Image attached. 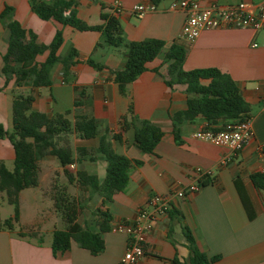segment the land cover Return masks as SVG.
Segmentation results:
<instances>
[{"label": "crops", "instance_id": "1", "mask_svg": "<svg viewBox=\"0 0 264 264\" xmlns=\"http://www.w3.org/2000/svg\"><path fill=\"white\" fill-rule=\"evenodd\" d=\"M110 1L74 0L70 8L86 23L94 25L102 21V12H111ZM121 1L130 7L134 3L152 0ZM169 1L162 0L156 4V10L139 16L129 11L116 15L125 37L129 40L148 37L176 40L186 49L184 69L215 66L228 72L249 103L252 136L240 149L231 151L225 145L192 135L194 130L208 123L198 116L183 121L176 138L170 114L185 105L187 95L183 84L169 86L154 70V67H159L164 71L162 63L152 59L148 69L129 82L125 93H121L113 80L112 69L124 66L123 46L107 44L100 30H80L54 18L43 19L32 10L30 0H0V12L5 5L12 7L10 17L33 31L38 41H50L55 31L60 29L63 42L58 52L65 53L70 45L78 51L76 63L72 66L74 82L63 80L60 63H55L50 69L49 86L20 87L15 85L13 78L4 85L5 77L0 72V122L4 127L9 129L12 126L13 93L19 89L31 90L35 96V110L50 113L72 109L71 118L75 114L94 116L99 121L100 134L120 135L119 140H112L116 152L141 160L129 168L125 187L115 192L111 201L102 204L97 194L85 188L81 190L87 201L80 202L79 216H85L81 220L78 216L79 223L86 221L87 217L95 220L96 215L92 211L97 209L107 210L111 215L110 229L102 233L104 249L101 252L93 254L72 240L67 250L54 253L52 235L51 238H45L43 234L39 237L41 230L34 228L38 222H33L30 227L38 231V236H19L16 231L20 228L15 225L12 230L0 226V264H118L126 248L127 235L112 230L111 226L124 219H133L137 209L146 204L151 194L166 193L194 181H200L199 189L174 198L168 210L157 217L146 235L145 253L137 264H180L179 261H188L191 252L183 232L184 225L191 229L201 250L208 255H219L213 264H264V189L257 187L250 177L264 165V154L260 150V145L264 144V28H208L189 42L180 37L185 13L181 9H167ZM198 1L207 5L214 1L227 3L235 0ZM7 37L8 28L0 19V67ZM46 53L39 54L37 59L43 60ZM89 58L103 66L94 67L88 63ZM76 101L79 104L75 105ZM130 105L138 116L159 124L163 130L152 153L144 152L134 143L132 128L122 130L120 127V118ZM69 137L74 148L86 147L89 153L71 163L70 169H81L96 174L99 180L103 179L106 162L99 154H95L94 159L90 158L95 153L98 136L87 141L72 133ZM227 155V161L222 163V158ZM13 158L14 150L9 140L0 138V159L9 168L8 163L13 164ZM196 167H200L203 174H198ZM59 171L61 166L54 155L43 156L39 160V185H47L53 174ZM76 189L79 188L76 186ZM25 190L20 191V202L24 199ZM31 192L36 199L38 193ZM3 202L5 199L0 193V225L13 213L5 216L7 209Z\"/></svg>", "mask_w": 264, "mask_h": 264}, {"label": "trees", "instance_id": "2", "mask_svg": "<svg viewBox=\"0 0 264 264\" xmlns=\"http://www.w3.org/2000/svg\"><path fill=\"white\" fill-rule=\"evenodd\" d=\"M158 4L162 0H152ZM72 0H30L32 10L41 18H54L77 29H96L102 31L107 44L125 48V63L120 69H112L113 80L121 93H125L126 85L133 81L141 72L148 69L149 62L158 54L163 55L164 71L154 67L166 84L173 86L183 84L187 95L185 105L173 111L170 118L173 133L177 138L179 125L185 120H193L198 116L205 118L207 124H225L226 121L242 120L250 117L249 103L240 93L236 80L226 71L215 66L184 69L183 61L186 56L185 47L176 40L148 37L139 40H129L111 12H102V21L98 24H88L79 18L70 8ZM70 8L67 12L66 8ZM12 7L5 5L0 12V19L8 28L7 47L2 54L0 72L4 75V85L11 78L16 86H49L51 84L50 69L55 63H60L64 81L74 82L75 74L72 66L76 63L78 51L70 45L68 50L58 52L63 42L62 31L57 29L48 42L37 40L36 34L24 27L18 20L10 17ZM47 52L43 60L37 56ZM88 63L96 68L103 64L89 58ZM2 87L0 86V89ZM35 96L31 90H16L11 102V129L0 122V138L6 137L13 150V166L8 168L0 159V193L12 204L13 213L3 219L1 226L12 230L20 219V191L24 188L40 184L39 160L47 155H54L61 166V171L55 172L52 179L44 187V192L53 201L54 210L65 221L64 228H55L52 233L51 247L54 253H61L70 247L72 240L96 254L104 249L102 233L110 229L111 215L107 210L92 211L96 219L79 223L80 199L76 193L69 191L67 184L58 182L59 175L64 174L68 182L80 190L87 189L90 193L101 197L102 204L112 200L113 194L122 190L129 177V168L139 164L140 159H132L125 154L115 151L112 140H119L120 135L99 133L97 118L86 114H75L70 117L72 109L64 111L43 112L33 108ZM79 104L78 101L75 105ZM122 130L133 129V141L144 152L152 153L163 135L159 124L138 116L130 105L127 113L120 118ZM81 139H91L98 136V144L94 154H99L105 162V175L99 180L94 173L77 169L72 171L69 164L79 157L89 154L86 147H73L70 144V134ZM75 151L77 155L75 154ZM92 154V153H91ZM58 175V176H57ZM253 183L264 189V171H255L250 175ZM95 224L97 227H95ZM187 245L190 249L188 261L180 264H213L218 254L208 255L201 250L191 229L183 226ZM19 236H38L34 228L18 229ZM41 237V234L40 236Z\"/></svg>", "mask_w": 264, "mask_h": 264}, {"label": "built area", "instance_id": "3", "mask_svg": "<svg viewBox=\"0 0 264 264\" xmlns=\"http://www.w3.org/2000/svg\"><path fill=\"white\" fill-rule=\"evenodd\" d=\"M109 8L115 16L126 11L139 16L156 10L157 5L150 1L134 3L126 7L121 0H111ZM167 9L184 11L185 18L180 37L189 42L195 40L202 30L208 28L250 27L255 30L264 28V0H235L227 3L214 1L207 5L200 4L198 0H170ZM65 11L67 12L66 9ZM252 134L251 116L242 120L226 121L222 126L217 123L206 124L192 132L196 138L217 145H225L231 151L240 149ZM260 150L264 154V144L260 145ZM228 157L229 155L224 156L221 162L225 163ZM195 170L198 174H203L200 167H196ZM260 171H264V165ZM200 184V181H194L166 193H153L148 197L146 204L137 209L133 219L114 223L111 226L112 230L121 231L127 235L126 248L118 264H137L145 253L146 235L153 228L157 217L168 210L174 198L199 189Z\"/></svg>", "mask_w": 264, "mask_h": 264}, {"label": "rangeland", "instance_id": "4", "mask_svg": "<svg viewBox=\"0 0 264 264\" xmlns=\"http://www.w3.org/2000/svg\"><path fill=\"white\" fill-rule=\"evenodd\" d=\"M154 60L155 62L162 63L161 65H165L163 62L162 54H158L157 56H155ZM8 128L11 129V126ZM84 140L87 141L89 139ZM8 166L9 168H12L13 164L9 162ZM58 177V182L62 184H67L69 191L76 193L80 201H87L86 196L83 194V192L80 189H76V186L70 184L64 174H61ZM45 186L47 185L43 183L41 186L39 185L38 187H28L26 188L25 192H23L24 199H22V201L20 202L21 219L16 222L15 227L27 229L31 228L30 224H32L33 222H38V224H36V227L34 228H39L41 230L40 234H43L45 238H51L52 230L55 227L64 228L65 221L54 210L52 199L44 192ZM31 191H36L38 193L36 199L33 198L34 192ZM3 205L5 209H7V213L5 216H8L9 213L13 212L12 204L8 203L5 200V202H3ZM82 209L84 208L82 207ZM82 216L84 217L85 214H83ZM82 216H79V220H81ZM85 219L88 220V217ZM88 224H90V226H94V222L92 220H88ZM1 228L5 229L3 226H1Z\"/></svg>", "mask_w": 264, "mask_h": 264}]
</instances>
